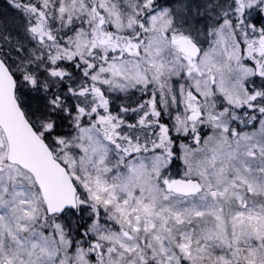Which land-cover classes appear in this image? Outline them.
I'll return each mask as SVG.
<instances>
[{
    "label": "snow or ice",
    "instance_id": "1",
    "mask_svg": "<svg viewBox=\"0 0 264 264\" xmlns=\"http://www.w3.org/2000/svg\"><path fill=\"white\" fill-rule=\"evenodd\" d=\"M0 264H264V0H0Z\"/></svg>",
    "mask_w": 264,
    "mask_h": 264
}]
</instances>
